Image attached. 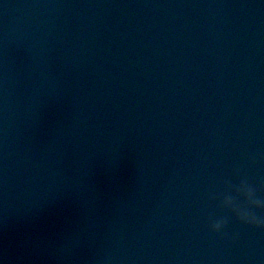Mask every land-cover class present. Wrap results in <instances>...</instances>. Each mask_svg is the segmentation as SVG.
<instances>
[{
    "label": "water",
    "instance_id": "obj_1",
    "mask_svg": "<svg viewBox=\"0 0 264 264\" xmlns=\"http://www.w3.org/2000/svg\"><path fill=\"white\" fill-rule=\"evenodd\" d=\"M256 196L264 0H0V264H264Z\"/></svg>",
    "mask_w": 264,
    "mask_h": 264
},
{
    "label": "clouds",
    "instance_id": "obj_2",
    "mask_svg": "<svg viewBox=\"0 0 264 264\" xmlns=\"http://www.w3.org/2000/svg\"><path fill=\"white\" fill-rule=\"evenodd\" d=\"M244 183L248 184L246 180H242ZM249 185V184H248ZM250 186V185H249ZM250 186V191H251ZM245 209L243 212L234 209L236 217L243 223L254 226L258 229L264 230V215H257L253 209L264 211V200L257 198H250L242 204ZM227 218L214 220L211 222V230L216 233H220L221 230L227 225Z\"/></svg>",
    "mask_w": 264,
    "mask_h": 264
}]
</instances>
